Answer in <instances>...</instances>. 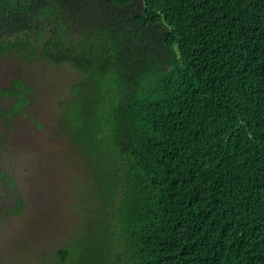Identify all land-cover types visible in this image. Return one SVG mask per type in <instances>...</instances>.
Segmentation results:
<instances>
[{
  "label": "trees",
  "instance_id": "16d2710c",
  "mask_svg": "<svg viewBox=\"0 0 264 264\" xmlns=\"http://www.w3.org/2000/svg\"><path fill=\"white\" fill-rule=\"evenodd\" d=\"M14 54L80 73L60 124L90 184L40 264H264V0H0Z\"/></svg>",
  "mask_w": 264,
  "mask_h": 264
},
{
  "label": "rangeland",
  "instance_id": "374dc122",
  "mask_svg": "<svg viewBox=\"0 0 264 264\" xmlns=\"http://www.w3.org/2000/svg\"><path fill=\"white\" fill-rule=\"evenodd\" d=\"M79 74L69 63L30 61L19 54L0 58L1 86L18 76L32 86L30 102L12 126L0 108V168L15 179L12 185L0 181V264H40L78 224L73 210L78 190L84 192L88 182L85 159L60 119ZM12 100V95L0 99V107ZM20 197L23 209L9 212Z\"/></svg>",
  "mask_w": 264,
  "mask_h": 264
},
{
  "label": "flooded vegetation",
  "instance_id": "af4514ba",
  "mask_svg": "<svg viewBox=\"0 0 264 264\" xmlns=\"http://www.w3.org/2000/svg\"><path fill=\"white\" fill-rule=\"evenodd\" d=\"M2 115V114H1ZM3 118L5 119V121H7L8 122V124L9 123H11V124H9L10 126H12L13 125V122H11L12 121V119H10L11 117H5V116H3Z\"/></svg>",
  "mask_w": 264,
  "mask_h": 264
}]
</instances>
